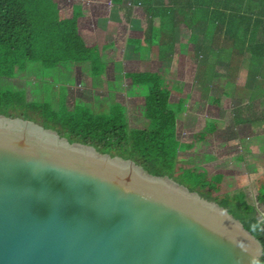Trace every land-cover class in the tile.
Instances as JSON below:
<instances>
[{
  "label": "water",
  "instance_id": "obj_1",
  "mask_svg": "<svg viewBox=\"0 0 264 264\" xmlns=\"http://www.w3.org/2000/svg\"><path fill=\"white\" fill-rule=\"evenodd\" d=\"M219 203L131 159L0 115V264H257Z\"/></svg>",
  "mask_w": 264,
  "mask_h": 264
},
{
  "label": "trees",
  "instance_id": "obj_2",
  "mask_svg": "<svg viewBox=\"0 0 264 264\" xmlns=\"http://www.w3.org/2000/svg\"><path fill=\"white\" fill-rule=\"evenodd\" d=\"M111 1L113 4L123 3V0ZM230 1L225 0L224 8L220 9L222 4L213 3V0H169L164 8L161 7L164 14L160 15L163 20L169 18L171 21V30L167 31L164 26L157 28L153 25L150 17L156 14L157 9L151 0H130L132 4H143L149 16L144 37L139 40L141 54L153 52L157 55L159 47H174V40L169 42L167 34L173 32L176 23L181 21L179 14L182 13L189 20L187 25H191L196 13L194 22L200 17L205 19L207 14L214 22V29L219 32L225 30L224 23L230 24L226 21L229 17H232L231 25L240 27L245 23L242 35L247 37L243 40V49L251 58L264 59V0H233L231 4ZM238 2L241 8L235 6ZM198 9H205V13L199 14ZM191 11L194 12L191 14ZM214 14L221 17L220 21L214 19ZM82 16L79 5H74L68 15L59 0H0V115L33 121L55 130L71 143L90 145L99 152L131 159L151 174L167 175L219 203L261 242L263 257L257 264H264V214L259 217L256 206L247 201L244 192L237 186L225 189V173L211 171L201 162L180 160L181 152L194 148L199 141L210 140L219 124L215 120L208 123V129L200 130L203 138L197 137L198 131L193 134L191 142L180 141L177 138L178 114L184 110L189 94L183 93L178 103L171 106L174 85L164 72L151 67L148 71L125 73L132 84L146 87L144 115L149 121L146 128H131L124 112L121 114L114 108L106 114H95L81 104L69 110L65 101L58 102L55 108L46 100H27L24 89L2 88V78L15 77L18 71L26 70L28 64H39L44 70H54L66 63L89 61L93 76L105 73L106 65L101 60L99 46L86 43L82 37ZM239 30L236 28L229 39L236 42ZM200 40L199 45L203 47L204 39ZM106 47L108 44L102 48ZM212 99L215 103L223 102L225 94L222 98ZM250 120L247 121L256 119ZM211 157L205 155V160ZM237 178L234 172L236 185L240 183ZM254 183L257 200L264 208V174L255 176Z\"/></svg>",
  "mask_w": 264,
  "mask_h": 264
},
{
  "label": "rangeland",
  "instance_id": "obj_3",
  "mask_svg": "<svg viewBox=\"0 0 264 264\" xmlns=\"http://www.w3.org/2000/svg\"><path fill=\"white\" fill-rule=\"evenodd\" d=\"M151 2L157 12L163 13L161 7L164 8L168 0ZM59 3L68 15L74 5L81 7L83 17L80 25L91 28L85 34L86 41H97L96 45H100L105 73L92 76L89 63H66L54 70H44L39 64H28L26 70L18 71L15 77L2 78V88L24 89L27 100H46L55 108L60 101H65L69 110H73L75 104H81L95 114H106L114 108L121 114L124 112L131 128H146L149 124L144 115L146 89L132 86L124 73L148 71L151 67L159 69L173 81L171 106L178 103L183 93L189 94L184 110L178 114L177 138L180 141L191 142L193 133L206 129L211 121L219 124L210 140L199 141L194 148L181 152L180 160L201 162L211 171L225 173V189L237 186L244 192L247 201L256 206L261 218L264 208L257 200L254 179L264 174V64L259 72L264 59L251 58L243 49V40L247 37L242 35L245 23L237 33L236 42H233L225 38V35H234L233 27L225 28L224 23L225 30L219 32L214 29V22L207 14L205 19L200 17L194 22L196 13L194 24L190 22L191 25H187L189 20L181 13L179 19L182 22L175 25L176 45L172 48L159 47L157 56L150 53L142 59L138 56L141 54L139 40H131L127 44L125 31L120 28L116 31L117 39L108 34L113 31L111 25L131 24L132 18L126 10L130 0H125L118 10L110 0H59ZM213 3H221L222 9L225 0H213ZM231 3L234 1L231 0ZM235 6L241 8L239 2ZM138 10L139 20L135 18L133 25L147 21L145 11ZM198 12L205 13V9H198ZM157 17L154 18L155 23L160 25L161 20ZM213 17L221 19L217 14ZM230 18L226 20L229 25L232 24ZM162 21L169 29L170 19ZM204 38L206 43L202 47L198 41ZM111 40L112 45L102 49V42ZM223 94V102L215 103L213 99L209 102V96L222 98ZM248 119L256 120L249 122ZM203 136L201 131L197 135ZM205 155L212 157L205 160ZM234 172L238 176L237 182H240L238 185L233 179Z\"/></svg>",
  "mask_w": 264,
  "mask_h": 264
},
{
  "label": "crops",
  "instance_id": "obj_4",
  "mask_svg": "<svg viewBox=\"0 0 264 264\" xmlns=\"http://www.w3.org/2000/svg\"><path fill=\"white\" fill-rule=\"evenodd\" d=\"M110 2L112 3V1L110 0ZM125 3V0H123V3L122 4H113L112 3V5H115L116 6V8H117V10L118 9H120V7L121 6H123V4ZM167 3H169V0H168V2ZM153 5H154V3H152ZM128 6H126V10H127V12L129 13V15L131 16V20L132 21H130L131 22V24L129 25V23H124V24H126V25H117V27L116 26H113V25H111V29L114 31H112V32H110V33H108V34H110V35H112L115 39H117V29H121L122 31H125V41H126V43L127 44H130V41L131 40H140L141 38H143L144 37V33H145V31H146V29H147V27H148V25H147V22H148V18H149V16H148V18H147V21H141L142 23H141V25H133L134 24V22L133 21H135L136 19L135 18H137V20H139V18L137 17V15L139 14V8L142 10V11H145L144 10V8H143V4H141V6H138V5H140V4H132L131 2L129 3V4H127ZM73 8V7H72ZM156 9H154V11H155ZM145 13H146V11H145ZM147 14V13H146ZM161 14H164V12L163 13H161V12H157V10H156V14H154L152 17H150V18H152V22H153V25L155 26V27H157V28H161V26H164L163 25V19L161 18ZM155 16H158L157 17V19H160L161 21H160V25L159 24H157V23H155V20H154V18H155ZM83 17V16H82ZM82 19V18H81ZM142 20V19H141ZM146 20V19H145ZM182 22V21H181ZM80 23H81V21H80ZM97 26V25H96ZM172 26V25H171ZM171 26H170V29H168L167 31H170L171 30ZM80 27H81V34H82V37H83V39H84V41L86 42V43H88L87 41H86V38H85V34L86 33H89L88 31H90V27L89 28H87L86 26H84V25H80ZM85 27V28H84ZM176 27V26H175ZM231 28V27H233L232 28V31H234L236 28H238V29H240V28H242V26H240V27H238V25H226L225 26V28ZM93 28H96L95 26L93 27ZM139 28H141V31L139 30ZM175 29L176 28H174V30H173V32H170V33H168L167 35H169V42L171 41V40H174V46L176 45V43H175ZM120 30V31H121ZM135 33H140V35L139 34H135ZM233 35H225V38L226 39H229V38H231ZM205 43H206V41H205V38H204V40H203ZM90 43H94V44H97V41H92V42H89V44ZM104 43V44H103ZM140 42H138V44H139ZM108 44V46H110V45H112V40L111 41H108V42H102V45H107ZM169 45V44H168ZM98 46L100 47V45L98 44ZM101 48V47H100ZM103 49V48H102ZM151 52H149L148 54H150ZM153 53V52H152ZM136 55H137V53H135ZM147 53H145V54H138V56L140 57V58H142L143 59V57L144 56H146V55H148ZM157 56V55H156ZM101 60H102V62H104L103 61V59H102V56H101ZM81 64V63H89L90 64V72H91V63L89 62V61H85V62H72V64ZM105 63V62H104ZM68 64H71V63H68ZM60 67V66H59ZM139 71H142V70H133V71H130V72H139ZM146 71V70H145ZM126 73V72H125ZM125 73H124V75H125ZM92 76H93V74H92ZM131 82V81H130ZM132 84V83H131ZM132 86H133V84H132ZM135 86H141L143 89H145V87H143L142 85H135ZM145 96V95H144ZM212 99V97L211 96H209V102H210V100ZM75 105H77V104H75ZM66 107H67V105H66ZM105 113V112H104ZM194 134V133H193ZM193 136V135H192ZM200 143V142H199Z\"/></svg>",
  "mask_w": 264,
  "mask_h": 264
}]
</instances>
